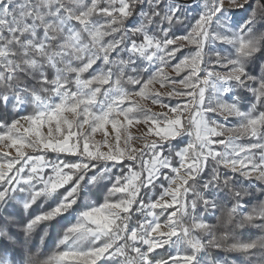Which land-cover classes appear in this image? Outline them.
<instances>
[{"label":"snow or ice","instance_id":"snow-or-ice-1","mask_svg":"<svg viewBox=\"0 0 264 264\" xmlns=\"http://www.w3.org/2000/svg\"><path fill=\"white\" fill-rule=\"evenodd\" d=\"M0 264H264V0H0Z\"/></svg>","mask_w":264,"mask_h":264},{"label":"rangeland","instance_id":"rangeland-1","mask_svg":"<svg viewBox=\"0 0 264 264\" xmlns=\"http://www.w3.org/2000/svg\"><path fill=\"white\" fill-rule=\"evenodd\" d=\"M153 111H160V110L154 107ZM132 131L135 132V129H133ZM13 155H14V151H13Z\"/></svg>","mask_w":264,"mask_h":264}]
</instances>
